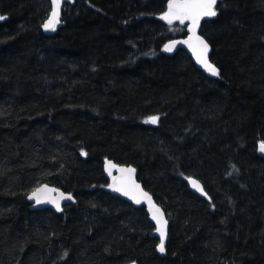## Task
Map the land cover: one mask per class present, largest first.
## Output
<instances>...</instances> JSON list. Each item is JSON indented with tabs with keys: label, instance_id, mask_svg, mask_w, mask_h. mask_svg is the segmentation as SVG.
<instances>
[{
	"label": "trees",
	"instance_id": "16d2710c",
	"mask_svg": "<svg viewBox=\"0 0 264 264\" xmlns=\"http://www.w3.org/2000/svg\"><path fill=\"white\" fill-rule=\"evenodd\" d=\"M167 4L75 0L47 36L50 0H0V264H264V0L202 22L215 79L164 50L187 36ZM106 160L165 210V257L146 209L103 190ZM42 185L75 203L33 210Z\"/></svg>",
	"mask_w": 264,
	"mask_h": 264
},
{
	"label": "snow or ice",
	"instance_id": "6c2138e0",
	"mask_svg": "<svg viewBox=\"0 0 264 264\" xmlns=\"http://www.w3.org/2000/svg\"><path fill=\"white\" fill-rule=\"evenodd\" d=\"M64 0H50V13L48 19L44 22L42 27L45 31H55V26L60 22V12ZM218 0H168L167 10L160 15V19L167 22L168 25H172L178 21L181 25L185 22L188 23L187 31L189 33L186 40H173L170 44L165 45L164 50L170 52L177 44L186 45L196 58V62L210 75L219 76V69L209 62L208 51L209 44L203 38V36L197 34V30L200 27V22L205 17H215L218 15L217 11ZM6 19L5 16L0 15V21ZM159 120L158 116H151L144 121V123L155 124ZM260 152L264 153V141L259 143ZM86 155V153H83ZM105 170L109 176H112V169H116L119 173V177H113V183L109 185L113 192L121 193L122 195L133 200L135 203L140 204L142 200H147L149 205V212L151 213V219L156 223V231L159 233L160 242L158 245V251L160 253L165 252V238H166V225L167 221L163 218L161 210L152 202V197L144 192L140 185L132 178L135 173V168L119 167L111 161L105 162ZM189 183L201 194L207 195L204 192L203 187L195 179L186 177ZM57 190L48 188L47 185L38 187L29 194V200H35L37 204L44 202L47 199L48 192H55ZM59 199L72 200L71 194L59 193ZM59 199L51 200L57 210H60ZM67 252L64 253L61 259L66 258Z\"/></svg>",
	"mask_w": 264,
	"mask_h": 264
},
{
	"label": "water",
	"instance_id": "95a60500",
	"mask_svg": "<svg viewBox=\"0 0 264 264\" xmlns=\"http://www.w3.org/2000/svg\"><path fill=\"white\" fill-rule=\"evenodd\" d=\"M220 1H221V0H218V3H219ZM218 3H217V4H218ZM74 4H75V0H64V3L62 4V7H61V12H60V22L55 26V29H56V30H55V31H45L44 28L42 27V31H43V33H44L45 35H47V36H53V35L57 34V32L63 27L62 18H63V13H64V11H65L66 6H67V5L73 6ZM215 18H216V16H215V17H211V18H209V17H205L204 19H202L201 22H200V27H199L198 30H197V34L200 35L201 24H202L203 21L212 20V19H215ZM162 21L165 22V23L167 24L166 21H164V20H162ZM175 23H179V22L176 21V22H174L173 24H175ZM179 24H180V23H179ZM184 25L188 27V23H187V22H185ZM188 35H189V33H188V31H187V36H186V37L178 38V39H176V40H186V39L188 38ZM170 43H171V41L168 42L167 45L170 44ZM208 44H209V43H208ZM179 50H184V51H186V52L188 53V55L192 58L193 62H194L195 65L198 67V69H199L200 71H202L207 77L212 78V79H215V78L218 77V76H212V75H210L208 72H206V71H205V70H204V69H203V68H202V67L196 62V58H195V56L192 54V51H191L186 45H184V44H177V45L173 48L172 51H170V52H167V51H166V53L169 54V55H172V54L178 52ZM211 52H212V49H211V46L209 45V51H208V54H207L209 62H211V60H210ZM211 63H212V62H211ZM212 64H213V63H212ZM151 124H152V123H151ZM155 124H156V123H155ZM152 125H153V124H152ZM259 154H260V156H261L262 158H264V153L260 152V150H259ZM107 161H111V160H107ZM105 162H106V161H105ZM111 162L114 163V164H116V163L113 162V161H111ZM116 165L119 166V167H125V168L131 167V168H134L133 166H120V165H118V164H116ZM105 166H106V165H105V163H104V172H105V175H106V179H107V181H108V185L105 186V187L103 188V190H104L105 192L110 193V194H112L113 196H115V197H117V198H119V199H122L123 201H125V202H127V203L133 205L135 208H145L146 211H147V214H148V216H149V220H150V222H151V223L153 224V226L155 227L154 236H155V237L159 240V242H160L159 233L156 231V223H155V221H153V220L151 219V213L149 212V205H148V203H147V200H146V199H145V200H142V202H141L140 204H137V203H135L133 200L129 199L128 197H126V196H124V195H122L121 193L113 192L112 189L109 187V185H111V184L113 183V177H119V176H120V173H119L116 169H112V176H109L108 173H107V171L105 170ZM135 169H136V168H135ZM132 178L136 181L137 184L140 185V188H141L144 192H147V191L143 188L142 184L138 181V170H137V169H136L135 173L133 174V177H132ZM191 179H195V178H191ZM195 180L198 181L197 179H195ZM198 182H199V181H198ZM199 184L203 187V185H202L200 182H199ZM43 186H44V185H43ZM47 186H48V188H50V189H55V190H57V191H55V192H48V193H47V199H46L44 202H41V203H39V204H37L35 200H29L30 203L33 204V209H34V210L51 209V210H53V211L61 212V211H63L64 206H66V205H68V204H71V203H74V202H75L74 198H73L72 200L59 199V193H61V192H63V191H62V190H59V189H57V188H55V187H53V186H50V185H47ZM189 186H190V188H191V190H192L193 193H195L196 195H198V196H200L201 198L205 199L206 201L210 202V199H209L208 195H203V194H201V192L197 191V190H196V189H195L190 183H189ZM41 187H42V186H41ZM203 189H204V187H203ZM204 192H205V190H204ZM63 193H64V192H63ZM147 193H148L149 196L152 197V202H153V204L155 205V207H157V208H159V209L161 210V212L163 213V218L167 221V225H166V238H165V252H164L163 254L160 253V252L158 251V247H157V252H158V254H159L161 257H165V256H166V246H167L168 239H169V229H170V224H169V221H168V219H167V216H166V214H165L163 208H162L160 205H158V204L156 203L154 197H153L149 192H147ZM65 194H66V193H65ZM66 195H67V194H66ZM72 197H73V196H72ZM57 199H59V203H60V210H59V211L57 210V208L55 207V205H54L53 203L49 202V201H51V200H57ZM133 264H134V263H133Z\"/></svg>",
	"mask_w": 264,
	"mask_h": 264
},
{
	"label": "bare ground",
	"instance_id": "6f19581e",
	"mask_svg": "<svg viewBox=\"0 0 264 264\" xmlns=\"http://www.w3.org/2000/svg\"><path fill=\"white\" fill-rule=\"evenodd\" d=\"M174 40H176V39H174ZM171 41H173V40H171ZM167 45V44H166ZM43 186V185H42ZM41 187V186H40ZM64 192V191H63ZM64 193H66V194H71V193H67V192H64ZM72 195V194H71ZM73 196V195H72ZM73 198H74V196H73ZM75 200V199H74ZM156 201V200H155ZM75 203V202H74ZM74 203H71V204H68V205H72V204H74ZM156 203H157V201H156ZM158 204V203H157ZM68 205H66V206H68ZM158 205H160V204H158ZM66 206H64V207H66ZM161 206V205H160ZM162 207V206H161ZM32 208H33V204H32ZM163 208V207H162ZM64 209V208H63ZM34 210V209H33ZM44 210V209H43ZM51 210V209H50ZM164 210V209H163ZM38 211V210H37ZM53 211V210H52ZM55 212H57V211H55ZM62 212V211H61ZM164 212H165V210H164ZM166 214V213H165ZM167 216V215H166ZM168 219V218H167ZM169 221V220H168ZM170 224V223H169ZM155 228V227H154ZM169 240V239H168ZM168 244V243H167ZM130 264H133V263H130ZM134 264H138V263H134Z\"/></svg>",
	"mask_w": 264,
	"mask_h": 264
},
{
	"label": "flooded vegetation",
	"instance_id": "af4514ba",
	"mask_svg": "<svg viewBox=\"0 0 264 264\" xmlns=\"http://www.w3.org/2000/svg\"><path fill=\"white\" fill-rule=\"evenodd\" d=\"M155 231V230H154Z\"/></svg>",
	"mask_w": 264,
	"mask_h": 264
}]
</instances>
